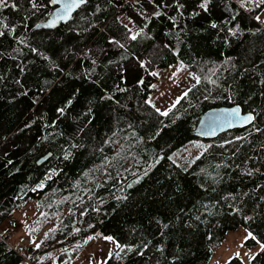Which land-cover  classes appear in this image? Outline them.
I'll use <instances>...</instances> for the list:
<instances>
[{"label": "trees", "instance_id": "obj_1", "mask_svg": "<svg viewBox=\"0 0 264 264\" xmlns=\"http://www.w3.org/2000/svg\"><path fill=\"white\" fill-rule=\"evenodd\" d=\"M6 2L0 8V227L33 204L38 213L26 234L39 239L20 251L0 231V264H72L97 233L134 246L117 249L120 258L114 253L104 264H206L238 227L264 242V23L253 17L264 6L247 11L238 0H210L204 11L200 0H177L183 5L177 11L172 0H88L67 23L45 30L36 26L51 11L49 0H33L43 5L38 8L28 0ZM121 17L144 35L125 41ZM110 36L133 55L123 59ZM85 49L90 56L82 55ZM177 61L200 81L163 116L145 100L154 89L153 70ZM231 105L253 113V123L211 140L193 134L203 112ZM193 140L204 147L188 167L170 158ZM250 263L264 264V252ZM223 264L243 262L232 257Z\"/></svg>", "mask_w": 264, "mask_h": 264}, {"label": "rangeland", "instance_id": "obj_2", "mask_svg": "<svg viewBox=\"0 0 264 264\" xmlns=\"http://www.w3.org/2000/svg\"><path fill=\"white\" fill-rule=\"evenodd\" d=\"M260 17L261 20L264 21V8L260 12ZM121 20L124 24H129V19L121 17ZM129 27L135 30L132 22L129 24ZM180 64L182 63L177 61L168 67L155 68L153 70V72L157 74L154 75V89L148 95V99L151 100V105L155 108L161 110L169 109L171 105L177 103V97L181 99L184 96L182 94L186 93L189 88L196 83L194 79L196 75L185 66L177 72L175 76H172V73ZM189 73L192 75H189ZM200 145L204 147V143L200 140L187 142L172 152L170 158L177 164L188 167L203 149V147H199ZM37 213L38 211L35 209L34 205L30 204L28 207L14 213L10 219L6 220L1 225L0 231L3 232L6 229L13 231V242L25 243L27 246L35 244L39 237L31 238V235L28 236L26 231ZM246 235L247 232L243 227L228 231L222 244L213 252L206 264H223L232 257L241 259L243 264H251L249 256L253 252L257 253L259 244L252 248L244 246V237ZM90 237L92 238L88 239L86 245L74 259L72 264H104V262L117 250L115 244L104 240L103 237Z\"/></svg>", "mask_w": 264, "mask_h": 264}, {"label": "snow or ice", "instance_id": "obj_3", "mask_svg": "<svg viewBox=\"0 0 264 264\" xmlns=\"http://www.w3.org/2000/svg\"><path fill=\"white\" fill-rule=\"evenodd\" d=\"M29 4L31 5L32 8H38V7H42L43 5H39L37 3H34L33 0H28ZM50 3L52 4H57L59 3L61 6L60 8L55 11L52 15V18L50 19L49 21V26H52L56 23V20L58 19H64V20H67L68 19V15L69 13L77 8L78 6L80 5H83L85 3L88 2V0H49ZM109 3H112V0H108ZM137 3H139V0H136ZM147 2L149 4H153L155 2V0H147ZM172 2L174 4H176V9L177 11H179L180 9L183 8V5L182 4H179L177 2V0H172ZM210 3V0H200L199 4H198V7L204 11H208V5ZM238 4L241 8H244L245 10L247 11H251L253 8H261L262 6H264V0H259V3H257V0H238ZM9 7V3L6 2V0H0V8H7ZM11 7L15 8L17 7V5L15 4H12ZM99 10V9H97ZM141 15H144L143 12H141ZM151 15L152 16H160L161 13L160 11L158 10H153L151 12ZM190 15L192 16H197L198 13L193 11ZM253 17L254 19H256L257 21H260L262 23H264V21H261V17L260 15H256L255 13H253ZM117 19L119 20V17H117ZM170 19L172 21H175L176 20V17L173 16V17H170ZM131 23V21L129 20V24ZM129 24H122L124 30H125V41H135L137 40L140 36L144 35V29L143 28H139L137 27L135 30L131 27H129ZM90 26H94V25H90ZM147 25H145L146 27ZM211 27L212 28H216L217 25L216 23H212L211 24ZM238 31V26L237 27H229L228 28V34L229 35H232L234 34L235 32ZM10 34V33H9ZM108 43L111 44V45H114L116 47H118L119 49H124V53H122V58L123 59H128V57L130 55H133L131 53H127V46H126V43L125 42H122L121 40L119 39H116L115 37H109L108 38ZM225 43H227V40H225ZM167 45H165L166 47ZM32 52H37L38 50L36 48H32L31 49ZM103 51V50H102ZM82 55L84 56H90L91 55V50L90 49H85L84 52L82 53ZM44 59H48L47 56H44ZM92 63L93 65H95L97 63V61L95 59L92 60ZM109 63H112L111 61ZM139 63V66L141 68H145V61L144 60H139L138 61ZM53 67H56L55 64H53ZM184 67L183 64H180L179 66L176 67L175 71L172 73V76H175L177 72H179L182 68ZM117 69L119 72L121 73H125L127 71V69L123 66V65H120L118 62H117ZM157 73L153 72L152 75H156ZM189 75H192L191 73H189ZM90 78V76H89ZM122 79L125 78V77H121ZM194 79L196 80L197 83H199L200 81V77L198 76H195ZM17 83H19V81H17ZM137 83H142L141 80H138ZM262 83H264V81H262ZM117 91H123L124 89H116ZM182 95L186 96L187 93H183ZM104 97H101V99H103ZM180 97H177V102L179 101ZM67 104H71L72 101L71 99H69L67 102ZM145 103L146 104H151V100L150 99H146L145 100ZM175 107V104L171 105L169 109H166V110H161L159 108H156L155 111L157 113H159L160 115H163V116H167L169 114V112L171 111V108ZM91 110L89 109V112ZM57 112L60 113L61 115L64 114V108H57ZM229 116L230 117H233L235 119H242L243 121L245 122H250L254 119V116L250 113V114H247V115H244V116H241L240 114V109L239 108H233L231 110V112L229 113ZM261 129L257 128L256 131H260ZM80 131H83V129H80ZM239 139V138H238ZM225 143H228L227 141H225ZM199 147H203L202 145H200ZM70 153L68 152H65L64 153V156H65V159H67L69 157ZM54 171V170H53ZM131 186V185H129ZM37 187H43V182H41L40 184L37 185ZM262 200H264V197H261ZM232 212L234 213H238L239 210L235 207L232 208ZM196 219H199V217H196ZM245 220H248L250 219V217H247L245 216L244 217ZM89 227H92L91 225H89ZM165 227H167L165 225ZM74 231H77L76 229H74ZM247 235L244 237L245 240L251 238L252 240H255L257 244H259V248L257 249V252H264V242L260 241L257 236L255 234H253L252 232L250 231H247ZM97 236H99L100 234L97 233L96 234ZM92 237H89V239H91ZM104 240L106 241H109L113 244H115V247L117 249H123V248H127V251L128 252H132L133 249H134V246L133 245H121L120 243H118L112 236H104L103 237ZM37 247H39V245H37ZM148 247V244H144L143 245V248H147ZM162 249L157 246V251H161ZM111 254V253H109ZM117 259L120 258V252H116L115 253ZM256 256V252H253L251 253V255L249 256V259L251 260L253 257ZM41 259H43V257H41ZM173 259H175V257H173Z\"/></svg>", "mask_w": 264, "mask_h": 264}, {"label": "water", "instance_id": "obj_4", "mask_svg": "<svg viewBox=\"0 0 264 264\" xmlns=\"http://www.w3.org/2000/svg\"><path fill=\"white\" fill-rule=\"evenodd\" d=\"M49 4L52 7L51 11L49 12L46 19L38 23L36 28L52 30L56 28L60 23H67L71 19L72 15L82 6L80 5L77 8L73 9L69 13L67 20L58 19L56 20V23L54 25L49 26V21L52 18L53 13L57 11L61 6L59 3L52 4L49 2ZM233 108H239L241 116L250 114V112H242L241 108L238 105L210 108L200 115L193 131V134L199 138L211 140L226 131L236 128H244L253 123L254 119L250 122H245L242 119L238 120L233 117H230L229 113ZM251 114L253 115V113ZM49 156L50 154L48 153L40 157L39 159H37L36 164L40 165L44 163L49 158Z\"/></svg>", "mask_w": 264, "mask_h": 264}, {"label": "built area", "instance_id": "obj_5", "mask_svg": "<svg viewBox=\"0 0 264 264\" xmlns=\"http://www.w3.org/2000/svg\"><path fill=\"white\" fill-rule=\"evenodd\" d=\"M8 236H11V234H8ZM26 246L25 245H23V248H25Z\"/></svg>", "mask_w": 264, "mask_h": 264}, {"label": "bare ground", "instance_id": "obj_6", "mask_svg": "<svg viewBox=\"0 0 264 264\" xmlns=\"http://www.w3.org/2000/svg\"><path fill=\"white\" fill-rule=\"evenodd\" d=\"M150 113V112H149ZM29 122V121H28ZM50 131V130H49ZM46 171V170H45ZM47 172H48V170H47ZM46 173V172H45Z\"/></svg>", "mask_w": 264, "mask_h": 264}]
</instances>
